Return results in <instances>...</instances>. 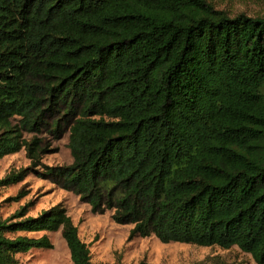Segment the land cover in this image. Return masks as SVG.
<instances>
[{"label":"trees","instance_id":"trees-1","mask_svg":"<svg viewBox=\"0 0 264 264\" xmlns=\"http://www.w3.org/2000/svg\"><path fill=\"white\" fill-rule=\"evenodd\" d=\"M69 133L47 168L129 238L237 247L264 264V16L206 0H0V159ZM26 136H29L27 138ZM31 168L0 180L20 183ZM0 216V264L52 248L90 264L65 208Z\"/></svg>","mask_w":264,"mask_h":264},{"label":"rangeland","instance_id":"rangeland-1","mask_svg":"<svg viewBox=\"0 0 264 264\" xmlns=\"http://www.w3.org/2000/svg\"><path fill=\"white\" fill-rule=\"evenodd\" d=\"M229 16L238 14L264 16V0H206ZM29 138V136H26ZM45 145L38 165L32 166L24 149L0 159V180L10 174L31 168L20 183L0 190V216L7 219L25 209V217H36L56 205L65 208L77 227L80 240L88 247L90 264H256L249 254L237 247H199L183 243L163 244L154 236L129 238L130 225H118L112 212L93 214L78 196L61 189L46 177L47 168L65 167L72 163L68 149L69 133L59 139L47 133L37 135ZM46 236L49 249H34L16 255L18 264H71L69 251L60 232L18 233L15 236Z\"/></svg>","mask_w":264,"mask_h":264}]
</instances>
